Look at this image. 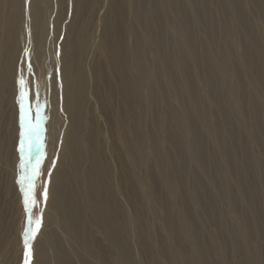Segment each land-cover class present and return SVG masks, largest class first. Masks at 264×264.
<instances>
[{"label":"bare ground","instance_id":"6f19581e","mask_svg":"<svg viewBox=\"0 0 264 264\" xmlns=\"http://www.w3.org/2000/svg\"><path fill=\"white\" fill-rule=\"evenodd\" d=\"M2 1L0 105L8 112L0 126V158L12 171L19 165L24 130L18 90L24 79L27 98L37 99L39 179L48 171L32 263L75 264L61 228L82 264H138L134 250L155 264L145 220L154 201L174 238L172 244L157 240L164 263L191 264L211 252L230 264L217 243L205 242L204 223L210 220L236 264H264V48L247 15L253 7L264 18V0ZM94 12L98 33L90 27ZM237 36L242 52L235 50ZM92 45L97 54L89 65ZM28 60L37 61V80ZM202 79L210 88L206 93ZM113 92L118 114L112 113ZM171 95L179 105L170 103ZM168 161L178 163L174 174ZM146 167L154 172L141 175ZM212 179L223 185L229 207L239 211L235 227L218 209L221 194L210 188ZM1 185L0 172V193L8 195L11 185L2 192ZM41 189L36 185L37 197ZM1 203L0 197V256L6 264L14 210L5 223L8 206L1 209ZM25 228L19 225L21 232Z\"/></svg>","mask_w":264,"mask_h":264},{"label":"rangeland","instance_id":"374dc122","mask_svg":"<svg viewBox=\"0 0 264 264\" xmlns=\"http://www.w3.org/2000/svg\"><path fill=\"white\" fill-rule=\"evenodd\" d=\"M50 2L52 0H49ZM247 15L250 16V19L253 20V23L256 25V30H257V35L258 37L260 38V41H261V44L264 48V18L257 12V10L253 7H248L247 8ZM5 11V8H4V3L3 1L1 0L0 2V12L1 14H3ZM99 11V10H98ZM255 11V12H254ZM102 12L99 11V13ZM95 13V12H94ZM255 13V14H254ZM258 15V16H257ZM254 16H257V17H254ZM259 17V18H258ZM263 19H262V18ZM257 19V20H256ZM257 22V23H256ZM97 23L98 24V19H97V15L95 13V15L91 16L90 18V27L93 29V31L96 33H98L99 31V27L97 28V24L94 26V24ZM262 24V25H261ZM260 25V26H259ZM259 29V31H258ZM261 29V30H260ZM263 33V34H262ZM216 34L218 35L219 32L217 31ZM263 37H261V36ZM1 37V35H0ZM238 36L235 37V39L237 40L238 42V45L235 46V50H237V52H242L243 50V45H241L240 41H238ZM2 42V41H1ZM238 49H237V48ZM46 49V48H45ZM93 51V53H91ZM96 50H94V46L92 45L90 48H89V52L87 54V58H86V62L87 64H91V61L95 58L94 55L95 54ZM26 56L28 55L30 57V53L28 51L25 52ZM43 58H45V56H43ZM103 57L100 56V60L103 64V68H104V72H105V75L107 74V66L105 64V62L103 61L102 59ZM42 59V58H41ZM145 62L147 63L148 60L145 59ZM36 66H37V61H33V63L29 64V60L27 62V69L29 70V72L31 73V76L33 77L34 80H37L38 78V74H37V70L36 69ZM30 67V68H29ZM33 72V73H32ZM227 73L229 72V70L226 71ZM109 73V76H110V72L108 71ZM34 75V76H33ZM112 76V75H111ZM106 78V76H105ZM112 82V80H111ZM202 83V85H201ZM200 85V89L203 93H206L209 91V85H208V82L205 81V79H202ZM205 85V86H204ZM36 88V87H35ZM206 88V89H205ZM208 88V89H207ZM37 89H39L38 85H37ZM205 90V91H204ZM38 92V91H37ZM33 96H36V89L35 91L33 92ZM21 95V87L19 88L18 90V97H20ZM3 96V99H5L6 97V93L5 91L3 92L2 94ZM103 96V95H102ZM112 96H113V106H112V113H115V114H118L117 112V105H118V96H117V93L116 92H113L112 93ZM37 98V97H36ZM93 99V105L90 106V108H92V110L94 108H96V105L94 104L95 102V99L92 97ZM19 100V103H20V98H18ZM31 100V101H30ZM172 100V101H171ZM172 102V103H171ZM174 102V103H173ZM30 103V104H29ZM36 103H37V99H35L34 97V100H32L31 98H27V102H26V107L28 108V113H29V116L31 118V122L33 125H36L35 123V118L34 116H36V113L37 112V106H36ZM170 103L174 106H177L179 105V100L177 97H175L174 95H171L170 97ZM116 104V105H115ZM34 105V106H33ZM156 109H157V118L158 120L156 121V127L155 129L158 130L160 129V121H159V115L161 114V108L159 106H156ZM96 112L95 114L97 115V108L95 109ZM7 107L5 104H1L0 105V126L2 128H4L3 126L6 124V118H7ZM34 115V116H33ZM6 117V118H5ZM18 119V118H17ZM34 119V120H33ZM145 119L144 120V123H146L148 117L147 115L145 116ZM19 125L21 126V115H19ZM100 123H101V127L103 129V131L109 135V126L106 124V122L103 120V117L102 119H100ZM3 125V126H2ZM147 125V124H145ZM58 129V127H57ZM24 130V129H23ZM148 134L150 135L149 131H148ZM38 136H33L31 138V144H32V147L31 149L29 150L27 145H26V151L24 153H21L20 152V155H19V165L16 166L15 168V171L13 170H10V168H7V164H6V160L4 157H1L0 158V172H1V177H2V183L3 185H1V192H2V189H4L6 187V185H11V192L6 195L4 194L3 192L0 193V197H1V209H3L6 205L8 206V208L4 209V210H7L3 213V221L6 223L7 221H10V218L7 219L10 214L12 213L13 211V225L14 227L11 228V234L9 237V240L7 242V244L5 245L6 247V251L9 250V254L8 256L6 255V264H24V261H25V246L23 247L24 245V237H23V233H24V230L21 232L20 229H19V225L20 227H28V216H29V212L27 211V206L25 205L24 203V190L25 188L27 187L29 181L28 179H26L24 181V185L22 186L21 183H20V179L22 176H27V175H31V171H32V167H36L37 164H38V161L40 159V155L42 153V148L38 149L35 145V139L37 138ZM47 137V135H46ZM34 140V141H33ZM42 149V150H41ZM33 159V160H32ZM24 160H27L28 163L26 165V167L24 169L21 168V163L24 161ZM2 163V164H1ZM174 163L176 165L177 162H171V161H168V165L171 169V171L173 172L174 174ZM178 165V163H177ZM18 167V168H17ZM10 171H9V170ZM143 172H146L147 175L151 172L153 173L154 172V168H149V167H146L144 169H142V172H140V174L142 175ZM45 173L43 175V179L42 177L39 179L40 177V174L39 176L36 177V179L34 180L36 185L43 188L41 189V192L39 193V197H37V199L40 201L39 205L38 206H34L32 208V214L34 216H41L42 215V218L44 216V210L46 209V201H44L43 199V196L41 195L42 192L45 190L44 188L47 187V182L46 181V177L48 175V171L45 170ZM180 173L181 174H185V171L184 169H181L180 170ZM45 180V181H44ZM7 181H10L9 184H6L4 185ZM42 181V182H41ZM43 182H44V185H43ZM216 182V183H215ZM209 183V186L210 188L212 189V191H214V193L218 194L219 196V201H218V209L221 213H223L222 215L225 216V223L229 226H233L235 227V225H237L239 222H240V215L238 214L239 211L237 209H232L229 207V203H228V197L224 194V187L223 185L218 182L217 180H211ZM159 184V183H158ZM21 185V186H20ZM44 186V187H43ZM160 186V187H159ZM212 186V187H211ZM20 188V190H19ZM161 188V189H160ZM157 189L161 192V193H164L163 191V187L162 185H157ZM15 190V191H14ZM222 190V191H221ZM180 197H181V194L179 193ZM222 196V197H221ZM224 197V198H223ZM227 198V199H226ZM225 199V200H224ZM43 200V201H42ZM181 200H182V197H181ZM19 201V202H18ZM226 201V202H225ZM6 202V204H5ZM183 202V200H182ZM158 203H154V201H152L151 203V206H152V209L146 213V216H145V220H146V223H147V227L149 229V232H150V236L153 238V241L151 243V245L153 246V257H154V260H155V264H166L164 263L165 261L163 260L162 261V258L159 254V250H158V247H157V240H159L160 237L164 238V240L167 242V243H174V238L173 236L169 233L167 227L164 225L163 221H162V209L160 208L159 204L157 205ZM173 204L175 205L176 208L179 207V198L175 199V201L173 202ZM42 205V207H41ZM6 206V207H7ZM193 207L196 208V205H193ZM160 209V210H159ZM180 209V208H178ZM3 210V211H4ZM38 210V212H37ZM40 211V212H39ZM230 211V212H229ZM154 212V213H153ZM41 214V215H40ZM236 214V215H235ZM8 216V217H7ZM16 216V217H15ZM153 216V217H151ZM237 216V217H236ZM239 216V217H238ZM228 217V218H227ZM230 217V218H229ZM234 218V219H233ZM238 219V220H237ZM232 221V222H231ZM236 221V222H235ZM231 222V223H230ZM235 223V224H234ZM237 223V224H236ZM149 225H150V228H149ZM33 227H35V225H33ZM42 227V225H41ZM14 228V229H13ZM25 228V229H26ZM215 225H213V223L210 221V220H207L205 223H204V232L206 231L205 235H204V238H205V242H206V239L208 241V243L210 244H215L217 243V250H218V254H223L224 255V252L228 255V258H229V261H230V264H236V255L234 252H232V248L229 247L228 245H226L225 242L221 241L220 238H217V235H216V232H217V228ZM13 229V230H12ZM41 229V228H40ZM207 229V230H206ZM215 229V230H213ZM15 230V231H14ZM59 234H60V238L62 239L61 241L63 242L64 240V246L66 249H69L71 251V255H72V259L73 261L75 262V264H82V262H80L77 257L75 256L74 253H72V249L74 247V245L72 246L71 244L74 243L73 239L69 238L68 236H66L67 234L64 233V231L61 229V228H58L57 229ZM91 230V228H89V231ZM215 231V232H214ZM14 232V233H13ZM16 232V233H15ZM21 232V233H20ZM40 232V231H39ZM92 234H94V236H97L99 235L97 233V231L94 230V228L91 230ZM209 232V233H208ZM211 232V234H210ZM22 234V236H21ZM40 234V233H39ZM179 234V233H177ZM20 236V237H19ZM209 236V237H208ZM67 238V239H66ZM214 238V239H212ZM70 239V240H69ZM210 239V240H208ZM253 237L251 238V241H252ZM22 242V243H20ZM23 244V245H22ZM11 249V250H10ZM20 249V250H19ZM23 249V250H22ZM18 250V251H17ZM116 250V249H115ZM115 252V255L117 256V258H120V254H119V251L116 250ZM184 250V249H183ZM21 251V252H20ZM113 252V253H114ZM22 253V255H21ZM185 253L187 254H191L193 256V252H189V250L185 251ZM133 254H134V257L137 258V263L138 264H147V262L144 260V258L141 257V255L139 254V252L136 250L133 251ZM21 255V256H20ZM19 257V258H18ZM0 256V261H3L1 262L2 264H5L4 262V259ZM161 259V260H160ZM112 260V259H111ZM217 254H212L211 252L210 253H205L198 259H193V261L191 262V264H205L204 262H206V264H221L220 262L217 261ZM234 260V261H233ZM233 261V262H232ZM10 262V263H9ZM33 258L31 257V261H30V264H33ZM235 262V263H234Z\"/></svg>","mask_w":264,"mask_h":264},{"label":"snow or ice","instance_id":"6c2138e0","mask_svg":"<svg viewBox=\"0 0 264 264\" xmlns=\"http://www.w3.org/2000/svg\"><path fill=\"white\" fill-rule=\"evenodd\" d=\"M21 86V95H20V104H21V127L24 131L21 133V146L20 152L24 153L26 151V145L30 150L32 147L31 138L33 136L38 135L39 132V124L33 125L31 122V118L28 113V109L26 107L27 102V90H26V81L21 79L19 81ZM28 161L24 160L21 163V168L24 169L27 165ZM38 166L33 167L31 171V175L22 176L20 179V183L23 186L25 179H28L29 183L24 190V203L27 206V211L29 212L28 216V227L24 230V246H25V261L24 264H30L32 257V242L36 238V235L39 233L41 225H42V216H34L32 214V208L34 206H38L40 201L36 196V185L33 183L35 178L39 176ZM44 201L47 200V189L45 188L42 193ZM35 225V227H33Z\"/></svg>","mask_w":264,"mask_h":264}]
</instances>
